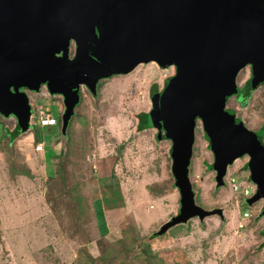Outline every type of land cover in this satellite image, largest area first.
Listing matches in <instances>:
<instances>
[{
  "label": "rangeland",
  "instance_id": "rangeland-1",
  "mask_svg": "<svg viewBox=\"0 0 264 264\" xmlns=\"http://www.w3.org/2000/svg\"><path fill=\"white\" fill-rule=\"evenodd\" d=\"M175 73L174 66L140 64L100 81L96 98L83 90L65 137L63 99L44 87L28 92L31 128L12 143L16 119L0 114V264H264V200L247 203L256 191L249 157L229 165L218 187L200 120L192 188L198 205L223 216L196 217L151 238L178 213L180 193L171 142L158 140L157 129L140 130L139 114L152 108V85L162 90ZM249 76L244 69L237 77L240 93ZM233 96L228 111L250 129L264 125V84L244 106ZM45 107L57 126L39 125Z\"/></svg>",
  "mask_w": 264,
  "mask_h": 264
},
{
  "label": "water",
  "instance_id": "water-1",
  "mask_svg": "<svg viewBox=\"0 0 264 264\" xmlns=\"http://www.w3.org/2000/svg\"><path fill=\"white\" fill-rule=\"evenodd\" d=\"M71 40L77 46L73 58ZM151 62L176 69L151 98L145 118L146 126L171 141L180 193V209L161 231L221 212L198 205L192 188L199 120L215 157L217 186L224 184L228 166L248 155L256 191L247 203L264 200L262 135L226 109L247 65H253V87L264 81V0H0V114L14 117L21 133L33 118L21 88L39 92L45 86L63 98L64 136L83 87L96 95L100 80Z\"/></svg>",
  "mask_w": 264,
  "mask_h": 264
},
{
  "label": "flooded vegetation",
  "instance_id": "flooded-vegetation-1",
  "mask_svg": "<svg viewBox=\"0 0 264 264\" xmlns=\"http://www.w3.org/2000/svg\"><path fill=\"white\" fill-rule=\"evenodd\" d=\"M76 51H77V46H76V44H75V42L73 41V40H71L70 41V44H69V57L70 58H73L75 55H76ZM244 69H248V71H249V78L245 81V84L244 85H247V84H249L250 83V86L252 85V81L254 80V75H253V65H247ZM243 69V70H244ZM242 70V71H243ZM241 72V71H240ZM240 74V73H239ZM239 76V75H238ZM100 81H102V80H100ZM99 81V82H100ZM264 84V81L262 82V83H260V84H258V85H256L255 87H253V85H252V92H251V95H250V97L252 96V94H253V92L254 91H256L258 88H260V86H262ZM98 85H99V83H98ZM42 87H44V88H46L45 86H41V88ZM165 88V83H164V86H163V88H162V90ZM237 89H239L238 87H237ZM21 90H24L25 92H27V94H28V92H33V91H30V90H28V89H26V88H21ZM83 90H85V91H88V89L86 88V87H83L82 88V91ZM162 90H158L157 91V94L158 93H161L162 92ZM89 92V91H88ZM34 93H40V91L39 92H34ZM98 93H99V90H98ZM29 96V95H28ZM150 96H151V98H153V96H152V94H151V90H150ZM30 97V96H29ZM233 97H236V99H237V101H242L240 98H239V95H238V92H237V94H235ZM249 97V98H250ZM248 98V99H249ZM63 99V98H62ZM248 99L246 100V103H247V101H248ZM228 103V102H227ZM240 103V102H239ZM246 103H245V105H246ZM242 106H244L243 104H242V102L240 103ZM64 106V105H63ZM229 110H231V112L234 114V116H235V119L237 120V122L238 123H242V124H244L248 129H250L242 120H240V121H238V119H239V117L236 115V113H235V111H233V109H229ZM64 112H65V107H63V112H62V114H61V118H60V123H61V126H62V121H63V114H64ZM241 119V118H240ZM72 120V119H71ZM71 120H70V122H71ZM58 120H57V125H58ZM70 124V123H69ZM15 127H16V125H15ZM261 127V135H262V138H263V141H264V125H262V126H260ZM259 127V128H260ZM258 128V129H259ZM258 129L257 130H253V129H250L251 131H253L254 133H256V134H258ZM203 137V136H202ZM196 138H197V133H196ZM165 140H167V141H169L168 139H165ZM171 142V141H170ZM210 148V147H209ZM214 155V154H213ZM245 156H248V155H245ZM245 156H243V157H245ZM249 157V156H248ZM192 158H193V155H192ZM192 158H191V162H192ZM214 161H215V157H214ZM249 161H250V157H249ZM249 161L246 163V165H247V170H249ZM191 165V164H190ZM213 165H214V162L212 163V164H210V169L213 171V172H215V180H216V175H217V172L214 170V167H213ZM212 166V167H211ZM208 167V168H209ZM190 168H191V166H190ZM228 169H229V166H228ZM227 175H228V170H227V173L223 176V179H224V181H225V178L227 177ZM217 183V182H216ZM224 186V184L221 186V187H223ZM214 210H218V209H214ZM221 214V215H220ZM220 216H223V212H222V210H221V212H220Z\"/></svg>",
  "mask_w": 264,
  "mask_h": 264
},
{
  "label": "trees",
  "instance_id": "trees-1",
  "mask_svg": "<svg viewBox=\"0 0 264 264\" xmlns=\"http://www.w3.org/2000/svg\"><path fill=\"white\" fill-rule=\"evenodd\" d=\"M172 78V77H171ZM171 78H169V79H167L166 80V82H165V87H166V85L169 83V81L171 80ZM252 85L250 86V83L247 85V88H245V89H242V91H241V93H240V91H238V95H239V98L243 101V105H245V103H246V100L250 97V95H251V92H252ZM99 90V89H98ZM157 91H158V86L157 85H152V88H151V94H152V96L153 95H156L157 94ZM89 94L90 95H92L90 92H89ZM243 95V98H241V96ZM94 98H96L97 96H98V92H97V94L96 95H92ZM82 98H83V94H82ZM82 98H81V100H80V102H79V104L77 105V107H79L80 105H81V102H82ZM53 113V112H52ZM147 115H148V112L147 113H141V114H139V125H138V128L140 129V130H146V129H150L148 126H146V124H145V118L147 117ZM74 117H75V115H74ZM73 117V118H74ZM72 118V119H73ZM241 119L239 118L238 119V121H240ZM72 121V120H71ZM71 123V122H70ZM40 125V124H39ZM69 126H70V124H69ZM43 128V127H42ZM68 131L67 132H69V130H70V127H68V129H67ZM161 133V135H162V139L163 140H165L166 139V136H165V133H164V131H159L158 133H157V139L158 140H161V139H159V137H158V135ZM22 133L15 127L11 132H10V143H12L13 141H15L20 135H21ZM61 134L63 135V133H62V127H61ZM66 135H67V133H66ZM66 135H64V137L66 136ZM38 142H41V141H38ZM210 147V146H209ZM170 151H171V149H170ZM212 167V166H211ZM246 168H247V165H246ZM51 178H53V175H51ZM167 231H165V232H162L161 231V228L157 231V232H154L152 235H151V238H153V239H155V238H157V237H160V236H163L165 233H166ZM264 244V243H263ZM148 247V246H147ZM147 252H149V251H147Z\"/></svg>",
  "mask_w": 264,
  "mask_h": 264
},
{
  "label": "built area",
  "instance_id": "built-area-1",
  "mask_svg": "<svg viewBox=\"0 0 264 264\" xmlns=\"http://www.w3.org/2000/svg\"><path fill=\"white\" fill-rule=\"evenodd\" d=\"M37 119L41 127H50L57 125V118L53 116L49 108L39 110ZM42 148L43 144H40L37 149L40 151Z\"/></svg>",
  "mask_w": 264,
  "mask_h": 264
},
{
  "label": "clouds",
  "instance_id": "clouds-1",
  "mask_svg": "<svg viewBox=\"0 0 264 264\" xmlns=\"http://www.w3.org/2000/svg\"><path fill=\"white\" fill-rule=\"evenodd\" d=\"M45 108H49V107H45ZM52 113V112H51ZM54 116V115H53ZM55 117V116H54ZM57 126V125H56ZM62 127V126H61ZM41 144H43V143H41Z\"/></svg>",
  "mask_w": 264,
  "mask_h": 264
},
{
  "label": "crops",
  "instance_id": "crops-1",
  "mask_svg": "<svg viewBox=\"0 0 264 264\" xmlns=\"http://www.w3.org/2000/svg\"><path fill=\"white\" fill-rule=\"evenodd\" d=\"M12 130V129H11Z\"/></svg>",
  "mask_w": 264,
  "mask_h": 264
}]
</instances>
